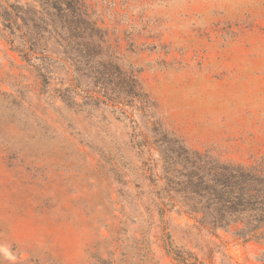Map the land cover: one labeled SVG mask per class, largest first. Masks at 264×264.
<instances>
[{"label": "rangeland", "instance_id": "374dc122", "mask_svg": "<svg viewBox=\"0 0 264 264\" xmlns=\"http://www.w3.org/2000/svg\"><path fill=\"white\" fill-rule=\"evenodd\" d=\"M86 1L142 95L128 118L68 106L67 76L45 88L0 36V264H264V240L162 216L153 194L160 132L264 167V0Z\"/></svg>", "mask_w": 264, "mask_h": 264}, {"label": "trees", "instance_id": "16d2710c", "mask_svg": "<svg viewBox=\"0 0 264 264\" xmlns=\"http://www.w3.org/2000/svg\"><path fill=\"white\" fill-rule=\"evenodd\" d=\"M101 23L86 0H0V36L45 88L58 79L52 78L54 73H64L67 79L59 78L54 91L65 104L104 105L128 118L123 107L141 97L142 86L134 71L118 64V52ZM153 132L157 134L156 129ZM139 137L137 132L134 138ZM154 144L163 162L153 188L162 216L166 209L176 210L196 216L200 230L239 226L243 240H264L263 165L224 162L165 132L156 136ZM141 146V153L150 155L145 140Z\"/></svg>", "mask_w": 264, "mask_h": 264}]
</instances>
